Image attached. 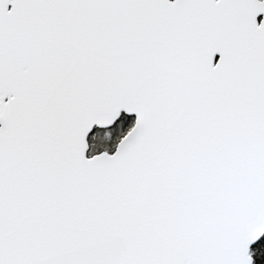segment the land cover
I'll return each instance as SVG.
<instances>
[{"label":"snow or ice","instance_id":"1","mask_svg":"<svg viewBox=\"0 0 264 264\" xmlns=\"http://www.w3.org/2000/svg\"><path fill=\"white\" fill-rule=\"evenodd\" d=\"M0 264H264V0H0Z\"/></svg>","mask_w":264,"mask_h":264}]
</instances>
